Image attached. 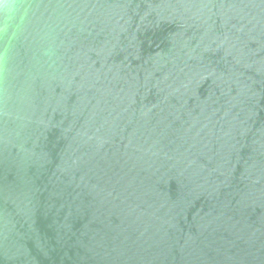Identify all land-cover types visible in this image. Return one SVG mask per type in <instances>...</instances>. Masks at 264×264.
Returning a JSON list of instances; mask_svg holds the SVG:
<instances>
[{
	"label": "water",
	"instance_id": "obj_1",
	"mask_svg": "<svg viewBox=\"0 0 264 264\" xmlns=\"http://www.w3.org/2000/svg\"><path fill=\"white\" fill-rule=\"evenodd\" d=\"M0 264H264V0H0Z\"/></svg>",
	"mask_w": 264,
	"mask_h": 264
}]
</instances>
